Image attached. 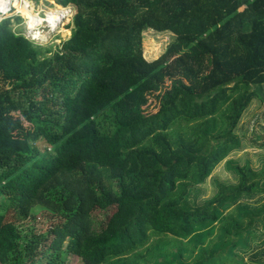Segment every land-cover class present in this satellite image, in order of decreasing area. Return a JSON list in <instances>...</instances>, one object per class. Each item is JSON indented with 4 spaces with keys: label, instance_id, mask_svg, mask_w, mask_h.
Returning a JSON list of instances; mask_svg holds the SVG:
<instances>
[{
    "label": "trees",
    "instance_id": "trees-1",
    "mask_svg": "<svg viewBox=\"0 0 264 264\" xmlns=\"http://www.w3.org/2000/svg\"><path fill=\"white\" fill-rule=\"evenodd\" d=\"M53 3L57 48L0 21V264H264V169L201 195L264 84V0ZM146 29L175 35L152 60Z\"/></svg>",
    "mask_w": 264,
    "mask_h": 264
},
{
    "label": "rangeland",
    "instance_id": "rangeland-1",
    "mask_svg": "<svg viewBox=\"0 0 264 264\" xmlns=\"http://www.w3.org/2000/svg\"><path fill=\"white\" fill-rule=\"evenodd\" d=\"M20 2V0H19ZM28 5H32L30 9L34 11V9H54L65 7L60 4L53 3V0H31L24 2L22 5L23 9H28ZM58 6V7H57ZM66 8L69 12L65 13L60 20L55 24V27H47L43 31H41L40 36L43 39H35L28 37L32 35V31L27 28V25L24 23L26 19L29 17H25L24 14L18 11L17 7H15V15L10 16V26L13 31L22 32L27 38H30L35 44L43 45V46H51L52 49L60 46L61 42L70 36L72 24V17L76 12V7L73 4L66 5ZM242 6L240 7V9ZM69 14L71 18L69 19ZM15 17H19V20H15ZM39 19L35 18L34 25L39 26ZM31 34V35H30ZM175 35L169 31H162L156 33V31H151L150 29H146L142 32V54L146 60L155 59L161 53H163L168 45L173 39ZM156 42H159V48L156 50L154 46H156ZM155 51L157 54L155 56H151V53ZM151 52V53H150ZM257 87V86H252ZM257 95L250 101L247 108L242 113L240 120L238 121L237 126L234 129V133L241 141V145L239 148L232 150L228 153V155L218 163L210 175L206 179L204 183L203 193L201 194L203 198L208 197L214 191L212 178L213 176L219 180L224 181H234V176L231 172L225 167L224 161L227 158L238 159L241 162L247 160L250 167L259 173L262 169H264V84L257 87ZM155 94L150 96H146L140 102V106L145 111H152L156 108L157 101L155 99ZM255 200H264V191L259 192L254 195ZM38 212L36 216V220L34 222L35 227L38 229H45L49 224V214L45 211L44 214ZM258 247H254L257 249ZM64 264H82L78 257L74 255H69Z\"/></svg>",
    "mask_w": 264,
    "mask_h": 264
},
{
    "label": "bare ground",
    "instance_id": "bare-ground-1",
    "mask_svg": "<svg viewBox=\"0 0 264 264\" xmlns=\"http://www.w3.org/2000/svg\"><path fill=\"white\" fill-rule=\"evenodd\" d=\"M31 1V0H26ZM25 0H14L13 5L17 7L18 11L22 12L25 17L29 16L26 21L24 22L26 25H31V27H27L33 33H41L45 28L51 27L53 24L55 25L58 21L56 17H62L65 13L69 12V10L65 7L54 8V9H34L32 11L30 7L32 5H28V9H23L22 5L24 4ZM58 5V4H57ZM58 7V6H57ZM35 18L39 19L40 24L39 26L34 25Z\"/></svg>",
    "mask_w": 264,
    "mask_h": 264
},
{
    "label": "clouds",
    "instance_id": "clouds-1",
    "mask_svg": "<svg viewBox=\"0 0 264 264\" xmlns=\"http://www.w3.org/2000/svg\"><path fill=\"white\" fill-rule=\"evenodd\" d=\"M8 4L9 0H0V20L7 18L9 15H15V13H9ZM68 18H71L70 14ZM56 19L59 21L60 17H56ZM27 27H31V25H27ZM52 27L54 28L55 25L53 24ZM32 39H43V37H41L39 33H32Z\"/></svg>",
    "mask_w": 264,
    "mask_h": 264
},
{
    "label": "built area",
    "instance_id": "built-area-1",
    "mask_svg": "<svg viewBox=\"0 0 264 264\" xmlns=\"http://www.w3.org/2000/svg\"><path fill=\"white\" fill-rule=\"evenodd\" d=\"M13 3H14V0H9V4H8V10H9V13H13V12H15V6L13 5ZM10 16H14V15H9L7 18H10ZM0 21H2V20H0ZM31 35V34H30ZM27 37V36H26ZM28 37H30V38H32V35L31 36H28Z\"/></svg>",
    "mask_w": 264,
    "mask_h": 264
}]
</instances>
